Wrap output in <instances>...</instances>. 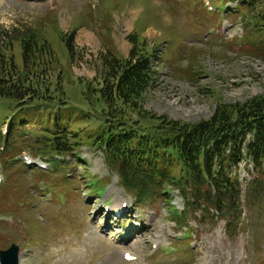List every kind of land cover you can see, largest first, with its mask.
<instances>
[{
	"label": "rangeland",
	"instance_id": "374dc122",
	"mask_svg": "<svg viewBox=\"0 0 264 264\" xmlns=\"http://www.w3.org/2000/svg\"><path fill=\"white\" fill-rule=\"evenodd\" d=\"M207 1L213 11L207 9L203 0H0V29L18 36L29 32L40 36L41 33L59 59L55 58L59 65L53 68L56 67L55 75L59 72V79L65 83L68 104L86 112L81 87L76 82L80 78L84 82L95 79L99 60L110 52L109 49L115 48L113 53L128 58L133 46L129 38L134 41L135 38H144L148 47L155 50L153 55L159 58L155 65L159 75L155 85L145 94L144 108L173 121L196 123L211 118L220 105L230 106L264 95V51L257 53L248 46L238 49L243 45L242 40L230 42L243 34L236 23L238 14L233 12L227 13L220 27H216L218 37L211 36L205 29L213 26V21L199 11L198 4L202 3L207 13L222 15L228 1ZM229 7L231 11L235 10V4H229ZM91 14L94 15L91 17ZM251 21L252 12H248L241 24ZM75 27L77 31H74L73 51L69 58L60 37L61 34H70ZM188 50L191 52L189 58ZM3 52L7 58L11 57L7 50ZM14 55L21 65L17 45ZM189 66V71L196 76L194 81L189 72H176L188 70ZM41 74L47 84L50 79L48 69ZM27 117L28 114L23 113L15 102L0 98V127L5 123L11 128L9 134L2 137L3 148L23 135L25 126L21 121H28ZM33 121L27 126L32 137L24 138L30 147L37 139L38 131L47 134V130H42ZM71 121L100 123L96 114L92 113V117L86 119L80 111L72 116ZM71 121L69 125L75 126L76 123ZM22 143V139H18L20 153L13 157L28 152L23 148L27 144ZM76 151L80 154L77 158L72 159L74 155L66 157V162L70 163V172H66L69 178L49 177L56 189L46 183L33 185L36 178L28 171L24 177L22 172L13 177L12 187L8 188L9 175L2 174L5 183L0 187V248L7 250L10 246H17L19 264H124L119 245L106 238V233L111 231L114 238L122 237L123 229L113 233L120 227V221L106 220V215L96 216L95 211L99 210L102 201L97 197L87 198L96 195L94 180L87 196H83L86 193L82 175L88 171L90 176L109 179L103 183L107 193L104 198L112 195L114 200L118 195L119 200L128 202L130 199L119 187L115 175L112 176L106 168L100 150L83 146ZM21 164L18 169L25 172L26 167L23 162ZM239 174L245 220L237 233L225 234L223 222L196 226L194 217H191L189 225L194 235L189 242H181L191 246L167 257L174 248H179L171 240L172 230L174 233L178 230L169 220L165 199L157 200L139 205L132 215L126 216V229L137 224L148 226L143 234L128 244L129 248L134 242L138 246L133 249L126 246L124 251L137 254L140 257L137 264H264V210H249L247 186L252 175L245 167ZM174 205L180 209L178 197H175ZM90 214L93 223L88 220ZM179 233V236L184 234L183 231ZM160 237L162 245L173 247L157 249L150 258V244L153 247L154 241Z\"/></svg>",
	"mask_w": 264,
	"mask_h": 264
},
{
	"label": "trees",
	"instance_id": "16d2710c",
	"mask_svg": "<svg viewBox=\"0 0 264 264\" xmlns=\"http://www.w3.org/2000/svg\"><path fill=\"white\" fill-rule=\"evenodd\" d=\"M74 31L60 37L69 58ZM39 35H9L0 29V98L15 102L28 114V121L36 119L33 122L47 130L44 138L27 147L35 156L48 154L51 158V154H68L83 146L97 148L120 187L139 205L166 197L161 195L175 188L190 207L191 216L199 213L202 220L226 221L228 231L235 228L240 220L241 191L237 179L229 177L231 168L241 161L251 163L260 185L256 190L264 192V95L220 105L207 121L193 124L156 116L145 110L144 102L158 73L150 54L129 38L133 46L128 58L109 50L100 58L94 80L76 82L88 110L82 111L68 104L65 83L59 72L54 73L53 67L59 65L57 55ZM16 45L21 65L15 60ZM47 69L50 79L46 84L41 71ZM53 103H60L57 110L51 109ZM77 111L86 119L96 114L100 123L71 121ZM70 121L76 125H69ZM7 149L6 157L20 152L15 143ZM6 157L0 155V160L10 176L7 184L11 188L13 177L21 172L24 177L27 172L19 171V164L7 165ZM259 201L264 202L262 198Z\"/></svg>",
	"mask_w": 264,
	"mask_h": 264
},
{
	"label": "water",
	"instance_id": "95a60500",
	"mask_svg": "<svg viewBox=\"0 0 264 264\" xmlns=\"http://www.w3.org/2000/svg\"><path fill=\"white\" fill-rule=\"evenodd\" d=\"M0 258L2 264H17L16 249L11 248L8 252L1 253Z\"/></svg>",
	"mask_w": 264,
	"mask_h": 264
},
{
	"label": "bare ground",
	"instance_id": "6f19581e",
	"mask_svg": "<svg viewBox=\"0 0 264 264\" xmlns=\"http://www.w3.org/2000/svg\"><path fill=\"white\" fill-rule=\"evenodd\" d=\"M119 207H122L121 204L119 205ZM113 208H114V207H113ZM114 209H115V208H114ZM114 209H112V210H114ZM131 256H135V255H131Z\"/></svg>",
	"mask_w": 264,
	"mask_h": 264
}]
</instances>
